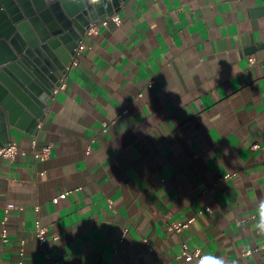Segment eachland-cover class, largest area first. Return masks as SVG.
Segmentation results:
<instances>
[{
    "label": "crops",
    "instance_id": "1",
    "mask_svg": "<svg viewBox=\"0 0 264 264\" xmlns=\"http://www.w3.org/2000/svg\"><path fill=\"white\" fill-rule=\"evenodd\" d=\"M117 13L83 38L43 119L13 117L8 142L26 154L0 157V264H177L182 242L264 264V0H126Z\"/></svg>",
    "mask_w": 264,
    "mask_h": 264
},
{
    "label": "water",
    "instance_id": "2",
    "mask_svg": "<svg viewBox=\"0 0 264 264\" xmlns=\"http://www.w3.org/2000/svg\"><path fill=\"white\" fill-rule=\"evenodd\" d=\"M126 0H0V147L20 110L36 125L85 29Z\"/></svg>",
    "mask_w": 264,
    "mask_h": 264
},
{
    "label": "built area",
    "instance_id": "3",
    "mask_svg": "<svg viewBox=\"0 0 264 264\" xmlns=\"http://www.w3.org/2000/svg\"><path fill=\"white\" fill-rule=\"evenodd\" d=\"M109 22H113L117 26L120 25V16L118 13H114L111 16H108L102 20H99L97 22H90L88 27L85 29L82 38L80 39L77 47L74 49V53L70 58V61L68 64L63 68V70L60 71V78L58 80V85L54 87L52 91V99L57 95L58 92L63 90L65 88V78L67 76V73L71 70L72 67H74L77 64L78 56L80 55L82 49H83V38L87 35H90L94 33L99 27H106ZM249 62H253V58L249 59ZM148 87H152V82L148 84ZM139 97L141 94L138 95ZM107 124H104V127H106ZM35 146V144H33ZM254 148H257V146H253ZM51 147L49 145L42 147V149L38 152H35L33 150L32 156L40 161H44L48 158L50 154ZM26 151L21 150L19 146L15 142H8L5 146L0 147V157L8 160L15 159L18 155H25ZM228 177V176H227ZM69 192H65L63 194H60L58 197L53 199V202H56L58 199H64ZM210 210L208 208L205 209V212H209ZM202 213V212H200ZM194 223V218L187 219L184 222H173L168 223L166 230L169 233L175 234L180 236L186 229H188L192 224ZM34 233L36 237V241L38 244L43 245L47 238H46V228L41 225L39 220H36L34 222ZM7 238V231L5 228L1 231V239L2 241H5ZM122 238L124 236L122 235ZM250 252H247L249 254ZM205 257V255L198 249H190L189 246L182 242L180 246V250L176 255V260L178 261L177 264H180L181 260H184L185 262H195V264H199L200 260Z\"/></svg>",
    "mask_w": 264,
    "mask_h": 264
},
{
    "label": "clouds",
    "instance_id": "4",
    "mask_svg": "<svg viewBox=\"0 0 264 264\" xmlns=\"http://www.w3.org/2000/svg\"><path fill=\"white\" fill-rule=\"evenodd\" d=\"M259 217L260 222L258 223L257 227L264 233V205L261 206L259 209ZM199 264H226L223 258H217L215 256H205L203 257Z\"/></svg>",
    "mask_w": 264,
    "mask_h": 264
}]
</instances>
